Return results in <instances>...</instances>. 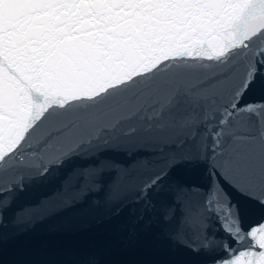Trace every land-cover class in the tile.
Segmentation results:
<instances>
[{
	"label": "snow or ice",
	"instance_id": "snow-or-ice-1",
	"mask_svg": "<svg viewBox=\"0 0 264 264\" xmlns=\"http://www.w3.org/2000/svg\"><path fill=\"white\" fill-rule=\"evenodd\" d=\"M5 249L264 264V0H0Z\"/></svg>",
	"mask_w": 264,
	"mask_h": 264
},
{
	"label": "water",
	"instance_id": "water-1",
	"mask_svg": "<svg viewBox=\"0 0 264 264\" xmlns=\"http://www.w3.org/2000/svg\"><path fill=\"white\" fill-rule=\"evenodd\" d=\"M24 203L23 200H21L19 202V204ZM19 204L17 206H19ZM16 259V256L13 252H10L8 249H5L4 252V260H5V264H8L9 261H14Z\"/></svg>",
	"mask_w": 264,
	"mask_h": 264
}]
</instances>
